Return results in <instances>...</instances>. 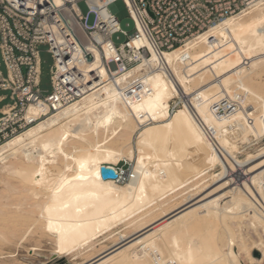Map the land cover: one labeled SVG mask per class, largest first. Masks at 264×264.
I'll return each instance as SVG.
<instances>
[{
  "label": "bare ground",
  "instance_id": "6f19581e",
  "mask_svg": "<svg viewBox=\"0 0 264 264\" xmlns=\"http://www.w3.org/2000/svg\"><path fill=\"white\" fill-rule=\"evenodd\" d=\"M149 50V57L116 79L123 91L116 82L107 84L0 145V241L13 242L24 227L18 238L27 242L24 236L38 223L42 233L54 237L57 250L88 244L74 264H241L231 221L243 225L251 218L253 228L264 231L259 204L264 89L256 90L261 87L256 78L264 74V5L211 27L181 48L163 54ZM98 61L97 54L94 68ZM216 74L217 82L207 85ZM134 81L144 90L132 97L126 91ZM185 95L187 101L171 114L172 101ZM247 97L253 101L245 104ZM224 98L237 100L240 109L215 111ZM29 114L37 109L32 106ZM225 115L231 117L222 119ZM151 135L160 140L146 138ZM172 135L188 145L187 159L213 171L205 177L189 174L192 161L185 165L183 153H168ZM135 158L124 183L103 179L102 166L117 170L119 161ZM219 180L224 182L208 193L187 192L181 203L146 219L154 212L152 201L172 202L174 197L167 199L172 190L192 183L182 195ZM223 188L228 189L215 195ZM227 198L222 206L216 202ZM123 222L133 225L130 234H121L111 248L82 254L94 246L90 239ZM199 224L211 233L206 229L210 235L197 241L191 233Z\"/></svg>",
  "mask_w": 264,
  "mask_h": 264
},
{
  "label": "built area",
  "instance_id": "2783aa9c",
  "mask_svg": "<svg viewBox=\"0 0 264 264\" xmlns=\"http://www.w3.org/2000/svg\"><path fill=\"white\" fill-rule=\"evenodd\" d=\"M80 1L0 0V54L6 66V74L0 67V92H9L0 95V102L11 100L0 109V145L107 84L116 82L123 91L116 79L140 64L144 56L149 57V49L163 54L181 48L211 27L257 4L264 5V0H123L135 22V32L129 35L116 16L119 0H84L87 15L81 11ZM90 14L95 16L92 25L88 23ZM118 32L127 40L116 45L113 36ZM44 43L54 58L48 94L40 88L38 46ZM97 54L98 67L94 68ZM88 55L93 56L92 61ZM140 90H144L143 84L134 81L126 94L138 96ZM183 98L172 101L171 114L184 105L187 96ZM32 106L36 115L29 114ZM240 107L237 100L227 98L213 106L228 114ZM206 132L211 134L212 129L206 128ZM116 167L114 180L124 183L127 174ZM259 204L264 215V199Z\"/></svg>",
  "mask_w": 264,
  "mask_h": 264
},
{
  "label": "rangeland",
  "instance_id": "374dc122",
  "mask_svg": "<svg viewBox=\"0 0 264 264\" xmlns=\"http://www.w3.org/2000/svg\"><path fill=\"white\" fill-rule=\"evenodd\" d=\"M115 6H116V16L118 17V20L120 23V28L123 31H126L129 35L133 34L135 32V22H134L133 18L130 16L125 2L123 0H119L116 2ZM79 7H80L82 13L84 15H87L89 8H88V6L84 0L79 2ZM94 21H95V16L93 14H90L88 23L90 25H92L94 23ZM126 40H127V36L121 32H118L113 36V41L116 45L124 43ZM49 48H50V46L47 43L39 44V46H38L40 56H41V61H42V63H41L40 88L43 91V93H45V94L50 93L52 90L51 69L54 65V58H53L52 54L49 52ZM0 67H1V70L3 71V73L6 74V66L4 64V61L2 59L1 54H0ZM218 79H219V75L218 74L214 75L210 80L211 82L207 85H209V86L211 84L214 85ZM256 81H257V84L261 83L260 89L256 88V90L260 91L261 89H264V74L258 76L256 78ZM5 94L9 95V92H0V95H5ZM252 101H253L252 98L247 97V99L245 100V104L250 103ZM10 102H11V100L9 98L1 101L0 102V109L3 108L5 105H7ZM260 102H262V101H260ZM0 117H1V114H0ZM227 117L230 118L231 115H225L222 119L227 118ZM167 130L169 132L173 133L171 126H167ZM148 137H151L155 140H160L159 135H151V136H147L146 138H148ZM136 138H137V135L134 136V142H133L135 148H136ZM262 138H264V137H261L260 139H262ZM262 143H264V142H262ZM177 152H181L184 154V156H182V157H185L184 158L185 161L184 160H181V161L185 162V165H188L190 163L189 160L192 161V164H191L192 167H190L191 172L188 171L189 174L190 173L191 174H197L196 177H198V176L205 177V176H208V174H210L211 171H213V170H209V169L204 170V166H203L202 162L199 160L187 159L186 154L189 152L188 145L183 143L175 135L174 136L172 135V141L170 143L168 153L170 155H174ZM135 155L137 156V152H135ZM261 159L262 158L255 160L250 165L257 163ZM186 163H188V164H186ZM135 164H136V158L133 161L127 160V159H122L116 165L119 168L124 170V172L127 174V180H128L129 174L133 170ZM182 164H184V163H182ZM220 171H221L220 167H217L216 172H220ZM239 172L241 173V172H243V170H240ZM164 174H165V172H162V171L159 172V177H162ZM236 174H239V173H236ZM223 180L225 181L226 179H223ZM223 180H219V181L215 182V184H211L212 181H209L206 184H204V185L208 184L209 186H207L205 188L203 186H199L200 188H197L194 191H190V189H189V190H186L182 195H179L178 193L180 191H183L184 189H188L192 183L186 184V185L180 187L176 191L172 190L171 193L167 194V196H168L167 199L174 197L172 200H170L172 202H166L165 203L164 199L152 201L151 205L153 207H155L154 212H153L154 214L151 213V215L149 217H147L146 219L151 218L152 216H156L157 214H161L163 210H165L166 208L167 209L170 208L175 203L176 204L181 203L182 201H184V199H186V196L188 193H197L201 190H202L201 191L202 195L208 193V191L216 188L217 185L219 186L220 184H222L224 182ZM180 181H182V180H180ZM224 189L227 190L228 188L221 189V191H218V193H216L215 195L222 193ZM226 190H224V191H226ZM227 196H230V195H227ZM227 200H228V198L225 200L219 199L216 202L220 206H222L225 203V201H227ZM250 219L251 218L244 220L243 225H242V221H240V220L231 221V224L235 229L236 237H237V244L234 246V250H235L236 254L238 255V259L240 260L241 264H264V234H263V230L261 228H259V231H257L253 227H251V224H250L251 220ZM32 222L33 221H31V223ZM199 225L201 226V224H199ZM240 225H242V226H240ZM38 226H39L38 223L32 225L31 229L27 232V234L26 235L24 234L25 235L24 238L27 239V242H24L25 240L23 241V239L18 238V237L23 235V234L21 235L22 232L23 233L26 232V229H24V227H22L23 230H22V228L21 229L19 228L18 232H16V235L20 234V236L13 238L12 239L13 242H11V240L7 241V242L0 241V243L2 242L0 244V251H1L0 252V254H1L0 264H74L76 259H78V257H76L77 254L80 251H82L83 249H85L88 245L85 242L84 245H81L78 248H73L70 250H68V248H65L62 250H57V245L54 242L55 240L53 241L54 237L48 233L47 234L42 233L38 229ZM198 226L196 228H198L199 230L197 231V229H194L192 231L193 233H191L192 236L197 241L202 240L203 237L210 235L209 233L207 234L208 231L211 233L208 225L205 226L203 224L201 227L200 226L198 227ZM200 228H201V230H200ZM35 230H36V232H35ZM39 231L41 232V234ZM132 231H133V225H124V222L113 225V226L107 228L106 230H104L103 232H101L100 234L94 236L92 239H90L91 243L92 242L94 243V246L89 248V249H86L85 251L82 252V254L88 255L89 253L93 252L94 250L99 251V249L101 250L103 248L104 249L111 248L115 245L117 238L121 234H123V233L130 234ZM205 231H207V232H205ZM40 235H41V237H39ZM195 235H197V236H195ZM51 238H53V239H51ZM184 239H185V242H187L188 237H184ZM226 239H227L226 235L224 234L223 235V243L226 242ZM37 242H39L41 244L38 245ZM34 243L36 245H34ZM39 246H41V247H39ZM251 258H254V260H255V261H253V263L251 262ZM79 259H82V258L80 257Z\"/></svg>",
  "mask_w": 264,
  "mask_h": 264
},
{
  "label": "water",
  "instance_id": "95a60500",
  "mask_svg": "<svg viewBox=\"0 0 264 264\" xmlns=\"http://www.w3.org/2000/svg\"><path fill=\"white\" fill-rule=\"evenodd\" d=\"M88 59L90 61H92L93 60V56L92 55H88ZM101 175H102L104 180L115 179L117 177L116 170L114 168L109 167V166H102Z\"/></svg>",
  "mask_w": 264,
  "mask_h": 264
},
{
  "label": "crops",
  "instance_id": "0c3cea01",
  "mask_svg": "<svg viewBox=\"0 0 264 264\" xmlns=\"http://www.w3.org/2000/svg\"><path fill=\"white\" fill-rule=\"evenodd\" d=\"M251 227H253V226L251 225ZM259 228H261V227L257 226L256 229H255V228H254V229L257 230V231H259ZM261 229H262V228H261ZM262 230H263V229H262ZM263 234H264V231H263Z\"/></svg>",
  "mask_w": 264,
  "mask_h": 264
}]
</instances>
